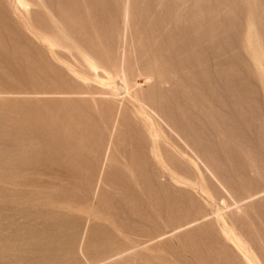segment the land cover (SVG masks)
Returning <instances> with one entry per match:
<instances>
[{
    "label": "rangeland",
    "instance_id": "1",
    "mask_svg": "<svg viewBox=\"0 0 264 264\" xmlns=\"http://www.w3.org/2000/svg\"><path fill=\"white\" fill-rule=\"evenodd\" d=\"M0 264H264V0H0Z\"/></svg>",
    "mask_w": 264,
    "mask_h": 264
},
{
    "label": "bare ground",
    "instance_id": "2",
    "mask_svg": "<svg viewBox=\"0 0 264 264\" xmlns=\"http://www.w3.org/2000/svg\"><path fill=\"white\" fill-rule=\"evenodd\" d=\"M51 48V47H50ZM7 248V247H6Z\"/></svg>",
    "mask_w": 264,
    "mask_h": 264
}]
</instances>
